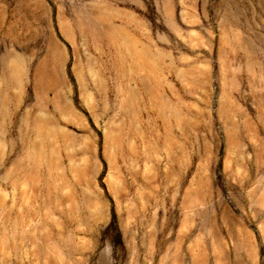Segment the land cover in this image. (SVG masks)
<instances>
[{"label":"rangeland","instance_id":"1","mask_svg":"<svg viewBox=\"0 0 264 264\" xmlns=\"http://www.w3.org/2000/svg\"><path fill=\"white\" fill-rule=\"evenodd\" d=\"M114 26L127 48L105 39ZM52 37L69 63L143 62L128 67L144 89L143 186L89 210L88 164L63 162L47 164L58 194L37 195L34 164L0 142V264H264V0H0V51ZM113 182L92 179L115 199Z\"/></svg>","mask_w":264,"mask_h":264},{"label":"crops","instance_id":"2","mask_svg":"<svg viewBox=\"0 0 264 264\" xmlns=\"http://www.w3.org/2000/svg\"><path fill=\"white\" fill-rule=\"evenodd\" d=\"M105 31L106 40L119 39L127 48L125 28L114 26L112 31L106 27ZM75 40L74 33L73 45ZM69 47L52 37L37 53L27 48L0 51V131L9 132L0 142L9 147V163L34 164L30 173L25 172L30 175L24 182L34 194H58L53 191L56 186L47 164L85 162L91 175L89 210L96 205L113 210L115 200L122 203L127 199L129 185L135 189L143 186L139 180L144 177L145 142L138 115L143 113L144 89L136 75H128L129 66H143V62L129 61L121 53L112 59L104 50L90 63L80 54L77 58L73 54L69 63ZM88 57L92 59L91 53ZM8 64L11 67L6 69ZM32 131L39 135L35 141L26 135ZM45 131L48 138L42 137ZM10 132L23 135L15 140ZM146 143L153 146V142ZM65 148H71L68 158L63 157ZM107 173L119 180L112 183L115 199L106 186L109 198L92 183ZM68 187V201L79 202L74 197L78 193L72 192L70 184Z\"/></svg>","mask_w":264,"mask_h":264},{"label":"trees","instance_id":"3","mask_svg":"<svg viewBox=\"0 0 264 264\" xmlns=\"http://www.w3.org/2000/svg\"><path fill=\"white\" fill-rule=\"evenodd\" d=\"M113 215V214H112Z\"/></svg>","mask_w":264,"mask_h":264}]
</instances>
